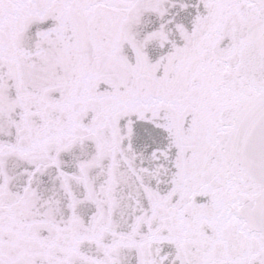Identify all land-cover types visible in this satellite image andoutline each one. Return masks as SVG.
Returning <instances> with one entry per match:
<instances>
[{"label": "snow or ice", "instance_id": "obj_1", "mask_svg": "<svg viewBox=\"0 0 264 264\" xmlns=\"http://www.w3.org/2000/svg\"><path fill=\"white\" fill-rule=\"evenodd\" d=\"M0 264H264V0H0Z\"/></svg>", "mask_w": 264, "mask_h": 264}]
</instances>
